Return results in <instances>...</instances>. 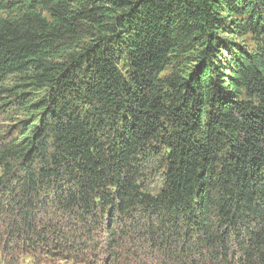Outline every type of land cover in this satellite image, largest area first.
<instances>
[{"label":"trees","instance_id":"1","mask_svg":"<svg viewBox=\"0 0 264 264\" xmlns=\"http://www.w3.org/2000/svg\"><path fill=\"white\" fill-rule=\"evenodd\" d=\"M23 260L264 264V0H0V264Z\"/></svg>","mask_w":264,"mask_h":264},{"label":"rangeland","instance_id":"2","mask_svg":"<svg viewBox=\"0 0 264 264\" xmlns=\"http://www.w3.org/2000/svg\"><path fill=\"white\" fill-rule=\"evenodd\" d=\"M149 190L151 192H155L157 191L159 185H160V182H159V178L158 177H153L152 179L149 180ZM15 264V262H14ZM19 264H34L32 263V261L30 260H23L22 262H19ZM51 264H72V263H69V262H64V261H58L57 263H51Z\"/></svg>","mask_w":264,"mask_h":264}]
</instances>
